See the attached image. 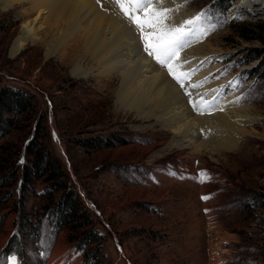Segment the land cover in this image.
<instances>
[{
  "label": "rangeland",
  "instance_id": "374dc122",
  "mask_svg": "<svg viewBox=\"0 0 264 264\" xmlns=\"http://www.w3.org/2000/svg\"><path fill=\"white\" fill-rule=\"evenodd\" d=\"M186 1L187 13L204 14L190 46L209 41L215 50L198 73L209 75L207 85L216 89L198 97L222 102L232 94L249 118L220 154L170 148L174 137L154 120L118 111V81L104 88L100 79L75 76L59 54L47 56L49 34L45 43L12 55L25 17L20 7L0 5V94L12 87L31 95L0 145L22 151L35 139L69 174L68 189L91 221L89 228L52 226L28 237L26 231L37 232L42 202L36 193L46 185L36 179V193L23 192L20 169L12 188H0V264L13 258L14 264H55L62 256L73 257L72 264H264V208L254 204L264 196V0H246L236 19L231 14L239 0L225 12L218 9L222 0ZM83 55L76 54L90 69ZM206 130L199 129L201 139ZM24 213L33 227L22 232L17 220ZM90 230L96 242L86 238Z\"/></svg>",
  "mask_w": 264,
  "mask_h": 264
},
{
  "label": "bare ground",
  "instance_id": "6f19581e",
  "mask_svg": "<svg viewBox=\"0 0 264 264\" xmlns=\"http://www.w3.org/2000/svg\"><path fill=\"white\" fill-rule=\"evenodd\" d=\"M245 2L239 0L233 5L231 17L237 18ZM186 3V0H162L163 7L175 10L173 20L176 24L196 17L187 13ZM0 5L3 11L20 7L25 17L21 34L12 46V55H18L29 44L45 43V36L49 34L53 39L47 44V56L59 54L64 64L72 63L75 76L100 79L97 82L104 88L118 81L115 90L118 111L135 114L138 121L154 120L163 132L174 137L168 144L170 148H189L198 155L203 152L220 154L234 144V140L227 139L232 131L244 132V123L249 120L247 113L242 112L246 108L233 105L232 94L220 102L222 111L210 116L193 111L183 88L166 69L143 52L134 25L123 17L113 0H101L100 4L97 0H0ZM211 49L209 41L200 42L186 47L179 55L177 63H183L181 71L195 73L184 86L194 100L216 89L213 82L207 85L209 75L203 71L198 73L199 69L203 70L205 58L214 54L211 52L215 50ZM77 52L90 57L93 63L90 69H84ZM197 84L203 86L192 87ZM201 128L209 132L206 139V136L201 139ZM72 261L73 257L62 256L55 264H72Z\"/></svg>",
  "mask_w": 264,
  "mask_h": 264
},
{
  "label": "trees",
  "instance_id": "16d2710c",
  "mask_svg": "<svg viewBox=\"0 0 264 264\" xmlns=\"http://www.w3.org/2000/svg\"><path fill=\"white\" fill-rule=\"evenodd\" d=\"M224 4L218 9L225 12L230 5L231 0H222ZM31 95L21 89H15L12 87H5L0 94V140L8 137L11 134L12 129L15 128L16 122L14 120L24 115L30 107ZM29 141L25 144V149L14 150V145L8 143L0 145V188H12L17 182V172L22 170L23 178L20 180L21 189L23 192L30 190L35 191V180H44L46 188L42 193H36V197L42 202L41 213L38 215L37 232L26 231L27 236L31 235L42 236L46 229H50L52 226H56L58 231H61L64 227L72 226V230L78 228H89L91 221L84 213L79 205V199L75 191L71 189L69 174L66 171L61 170V165L54 163L51 159V155L46 153L42 149L38 148L40 145L34 141ZM13 151V152H12ZM6 152V154L4 153ZM11 153V154H8ZM61 170V171H60ZM63 177H65L64 180ZM71 186L68 189L69 185ZM67 189V190H66ZM66 191L59 201L55 199V193ZM5 202L12 199L14 195V189L11 192L5 193ZM18 203H16V209H18ZM254 204L264 208V196H256L254 198ZM41 215V216H40ZM26 213L20 215L17 220V226L20 231H24V228L30 226L33 227L32 221L27 217ZM32 229V228H31ZM87 239L92 241L98 240L93 230L85 233ZM79 241V240H78ZM80 244V243H79Z\"/></svg>",
  "mask_w": 264,
  "mask_h": 264
},
{
  "label": "snow or ice",
  "instance_id": "6c2138e0",
  "mask_svg": "<svg viewBox=\"0 0 264 264\" xmlns=\"http://www.w3.org/2000/svg\"><path fill=\"white\" fill-rule=\"evenodd\" d=\"M113 2L120 9L123 17L134 25L143 45V52L155 60L161 68L166 69L177 84L184 88L185 82L195 73L194 71L182 72L183 63H177V61L180 53L190 46L194 37H197L198 24L204 18V14H198L193 19L176 24L173 20L175 10L163 7L162 0H113ZM97 3L100 4L101 0H97ZM202 86L197 84L192 87ZM185 95L189 97V103L198 115L223 110L217 98L206 101L203 97H197L194 100L188 89H185ZM14 261L15 258H13V264Z\"/></svg>",
  "mask_w": 264,
  "mask_h": 264
}]
</instances>
